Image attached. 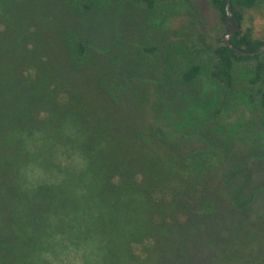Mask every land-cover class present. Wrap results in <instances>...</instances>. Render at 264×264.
<instances>
[{
    "label": "trees",
    "instance_id": "trees-1",
    "mask_svg": "<svg viewBox=\"0 0 264 264\" xmlns=\"http://www.w3.org/2000/svg\"><path fill=\"white\" fill-rule=\"evenodd\" d=\"M106 1L0 0V264H168L194 224L219 213L245 219L250 210L231 183L260 147L241 146L240 164L226 169L222 150L163 124L156 109L205 72L229 104L237 91L248 97L249 124L264 135V53L226 45L227 0H135L141 10L165 3L156 12L184 18L162 35L165 60L149 63L145 56L162 48L159 33L156 44L125 53L112 37L101 42L97 10ZM263 2L230 1L241 25L236 46L254 51L264 41L243 29ZM207 8L217 14L207 35L217 38L206 46ZM244 62L252 65L239 77ZM154 89L159 99L148 107Z\"/></svg>",
    "mask_w": 264,
    "mask_h": 264
},
{
    "label": "rangeland",
    "instance_id": "rangeland-1",
    "mask_svg": "<svg viewBox=\"0 0 264 264\" xmlns=\"http://www.w3.org/2000/svg\"><path fill=\"white\" fill-rule=\"evenodd\" d=\"M141 5L135 0L103 2L101 9L97 10V26L102 37L101 42H106L108 38L112 37L114 41L111 42L112 44H126V48L121 50L125 53L129 49L134 51L140 44L148 42L156 44L155 37L159 33L162 46L160 53L145 56L144 61L150 63L152 59L165 60L164 50L166 49L164 48L165 43L162 42V35L167 30L182 27L184 18L175 15L165 18L163 13L156 12L162 10L161 7L165 9V3H161L156 11L141 10ZM178 9L182 11V7L179 6ZM131 10L135 11V14L130 18ZM209 10L207 8L202 12L204 25L201 30L203 33L201 39L205 45L209 42L214 43L217 38L214 31L207 35V30L210 28L209 20H212V24L217 22V14L213 12L214 17H210ZM185 15L187 17V14ZM185 15L183 16L185 17ZM215 17L216 19L213 20ZM153 20L163 22L160 25L163 27L159 29V32L153 25ZM248 27L254 29L257 37L264 38V2L246 15L243 29ZM226 32L227 28L224 29L223 35ZM113 58H115L114 55ZM251 65L252 63L244 62L240 68L239 77L241 74H246ZM201 78V82L194 88L189 86L174 88L175 91L170 94L168 103L156 109L159 121L174 126L178 132L187 134L189 140L194 139L199 145L216 152L222 150L226 159L224 165L226 169L240 164L239 160L243 158V154L240 153L241 146L247 145L248 150L252 152L249 147L251 142L260 147V158L251 157L248 162L249 172L247 169L240 168L242 171L231 183V192L235 194L236 198L235 190L244 202L251 203L245 219L219 213L208 216L207 220L201 224H194L189 229L187 237H182L174 243L176 250L179 251L172 250L168 264H264V228L261 224V216H264V183H262L264 177L261 175L264 168V135L258 130L252 129V124H249L251 117L256 112L247 96L237 91L238 96L233 97L232 95L230 99L233 100V103L229 104V99L221 85L209 79L205 72L202 73ZM237 83L238 86L241 85V81L238 80ZM144 88L142 86V90ZM148 91L144 103L151 107L159 97L156 89L152 92ZM202 101L203 104H200L199 102ZM201 107L202 110H200ZM218 107L223 108L219 113L216 112ZM246 140L247 143H245ZM236 151L238 163L231 164L236 159ZM244 170L248 173L247 176ZM235 171L237 170L235 169ZM248 189H250V196H248ZM231 216L234 215L231 214ZM190 233L193 236L189 240ZM189 255L191 256L189 257ZM79 263L80 260L77 264Z\"/></svg>",
    "mask_w": 264,
    "mask_h": 264
},
{
    "label": "water",
    "instance_id": "water-1",
    "mask_svg": "<svg viewBox=\"0 0 264 264\" xmlns=\"http://www.w3.org/2000/svg\"><path fill=\"white\" fill-rule=\"evenodd\" d=\"M230 1L231 0H227V5H226L227 14H226L225 22L227 25V32L224 35V40L226 45L231 47L237 54L240 55H255V54L264 53V41L261 43L259 48L254 51H247L246 49L238 47L231 42V38L240 30L241 25L234 20L233 12L230 8Z\"/></svg>",
    "mask_w": 264,
    "mask_h": 264
}]
</instances>
